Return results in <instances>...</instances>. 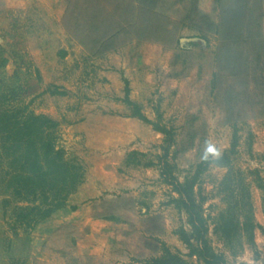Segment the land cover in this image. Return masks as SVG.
<instances>
[{
  "label": "rangeland",
  "instance_id": "obj_1",
  "mask_svg": "<svg viewBox=\"0 0 264 264\" xmlns=\"http://www.w3.org/2000/svg\"><path fill=\"white\" fill-rule=\"evenodd\" d=\"M0 46L4 104L55 119L56 147L84 175L32 229L7 223L0 188V264H149L165 248L204 264L178 234L191 226L164 161L180 181L209 161L195 195L211 246L228 264H264V0H0ZM126 81L174 133L168 151L129 116ZM208 144L230 156L234 195L250 190L253 244L214 232L228 168L203 159ZM134 150L140 163L127 159Z\"/></svg>",
  "mask_w": 264,
  "mask_h": 264
},
{
  "label": "trees",
  "instance_id": "obj_2",
  "mask_svg": "<svg viewBox=\"0 0 264 264\" xmlns=\"http://www.w3.org/2000/svg\"><path fill=\"white\" fill-rule=\"evenodd\" d=\"M3 52L0 46V65L6 62L1 56ZM125 91L124 101L132 111L129 116L152 124L156 131L164 134L169 144L165 150L168 151V146L174 141V133L145 115L142 105L130 98L127 81ZM5 101L0 96V188L3 213L12 228L24 226L32 229L66 206L68 196L83 180V170L80 165L66 159L64 151L56 147L54 131L58 122L55 119L46 114L27 113L21 108L10 107L4 104ZM235 149L233 143L230 153H234ZM139 155L146 154L131 151L127 156L129 163H140L137 158ZM214 162L228 168L223 179L227 207L217 218L214 232L229 244L242 238L253 244L258 223L254 217L250 190L246 185L243 195H234L233 168L228 154H223ZM208 164L209 161L198 164L192 175L180 181L174 174V166L164 161L161 176L178 194L171 199V203L188 215L191 232L181 227L178 234L190 249L189 254L197 256L204 264H228L225 255L216 252L207 238V220L195 195V186ZM146 165H154V162L149 161ZM259 187L264 190V183H260ZM9 213L13 214L12 221L8 219ZM149 264L190 263L179 253L165 248L164 255L152 259Z\"/></svg>",
  "mask_w": 264,
  "mask_h": 264
},
{
  "label": "clouds",
  "instance_id": "obj_3",
  "mask_svg": "<svg viewBox=\"0 0 264 264\" xmlns=\"http://www.w3.org/2000/svg\"><path fill=\"white\" fill-rule=\"evenodd\" d=\"M209 155H211L212 157H219L220 155L219 151L213 144H208L203 159H207Z\"/></svg>",
  "mask_w": 264,
  "mask_h": 264
}]
</instances>
